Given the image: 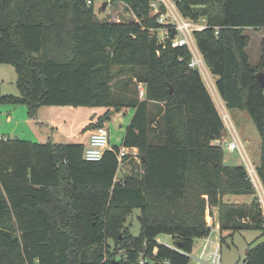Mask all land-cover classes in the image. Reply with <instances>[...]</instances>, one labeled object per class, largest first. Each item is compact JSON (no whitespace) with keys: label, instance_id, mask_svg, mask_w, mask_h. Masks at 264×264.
Here are the masks:
<instances>
[{"label":"trees","instance_id":"1","mask_svg":"<svg viewBox=\"0 0 264 264\" xmlns=\"http://www.w3.org/2000/svg\"><path fill=\"white\" fill-rule=\"evenodd\" d=\"M118 1L133 20H97L85 0H0V64L14 67L19 91L0 102L23 104L29 116L42 105L105 106L84 130L134 109L120 144L97 161L83 158L81 142L0 137V264H139L142 257L188 264L186 253L210 232L213 207L220 232L264 236L246 169L225 165L222 146L211 142L224 122L201 74L187 65L189 50L170 45L171 27L158 41L153 0ZM175 2L183 17L206 18L193 38L225 107L247 111L260 135L256 171L264 187V85L255 76L264 69V37L251 64L244 32L264 29V0ZM120 146L137 148L141 173L116 179ZM246 194L249 203L224 199ZM134 208L137 236L125 225ZM242 264H264V239L247 248Z\"/></svg>","mask_w":264,"mask_h":264},{"label":"rangeland","instance_id":"2","mask_svg":"<svg viewBox=\"0 0 264 264\" xmlns=\"http://www.w3.org/2000/svg\"><path fill=\"white\" fill-rule=\"evenodd\" d=\"M106 1L107 4L103 8L102 3ZM94 12L97 20H133L135 17L131 10L127 6L118 0H94ZM169 19V18H168ZM206 18L201 17L198 22L206 23ZM249 36V43L246 46V52L248 53L250 63L257 64L260 57L261 39L264 37V29H253L246 28L244 31ZM202 79L215 102V105L220 114L223 110L228 115L233 127L235 128L237 134L241 138L245 153L248 159L256 166L259 162L260 155V135L250 118L247 111L239 109H228L225 107L223 101L220 99L216 89H215V76L211 74L208 68L199 69ZM16 73L14 67L11 64L3 63L0 64V96L2 95H17L18 88L16 87ZM117 80V78L115 79ZM115 82V81H114ZM140 86V85H138ZM140 89V87H139ZM139 96L140 92H139ZM15 105L10 103L0 102V137L8 136L13 137L18 135L16 132H22L23 137L30 139H40L45 141L47 138H42L37 134L33 133V128L40 130L42 127L46 128V120L40 118V112L43 110L44 115H51L53 118V124L51 126H56L53 128V140L56 141L61 135L58 141L61 143L75 142L70 139H79L78 137L73 138L74 133H79L84 127H86L90 122L97 121L98 118L106 110L105 106L102 105H45L44 107H39L33 116L27 114V108L24 105H17L16 108H21L23 110L10 112L9 109L13 108ZM15 116V118H13ZM38 119V120H37ZM129 120V112L118 113L112 115L106 119L104 124L108 128V137L110 144L119 145L121 138L124 133L125 125ZM45 123V124H44ZM226 129V128H225ZM50 131L49 128L42 129ZM16 131V132H15ZM45 132V131H43ZM225 141L230 140L231 136L228 131H225ZM38 137V138H35ZM38 140V141H40ZM223 151V163L227 166H244V160L237 150H228L225 143H222ZM132 154L129 153L128 156ZM138 161L136 163L138 164ZM121 169V168H120ZM228 197L227 199H225ZM252 195H226L224 199L229 202H247L249 203ZM212 209V220H217V208ZM140 210L134 208L131 213L127 216L125 225L131 235L137 236L140 230V223L138 220V215ZM221 235L222 239L219 238ZM159 241L172 245V238L166 234L158 235ZM210 239L213 242H218L220 244V255L221 264H242L245 256V252L248 247L254 245L256 242L264 239L261 236V231L258 229H247L239 230L232 233L229 229L222 230L213 229L210 234ZM203 240L196 239L193 251H198L199 245ZM108 244L112 246V240H108ZM121 254V252H118ZM148 264H170L168 261H163L162 263H155L153 260L149 259ZM190 264H194L191 259ZM34 264H39L37 261Z\"/></svg>","mask_w":264,"mask_h":264},{"label":"built area","instance_id":"3","mask_svg":"<svg viewBox=\"0 0 264 264\" xmlns=\"http://www.w3.org/2000/svg\"><path fill=\"white\" fill-rule=\"evenodd\" d=\"M85 3L86 5H93L94 0H85ZM161 4L164 7L163 11L160 9ZM150 6L155 13H158L157 20L162 24V27L157 30L158 41L164 44L169 35V28H173L175 33L170 38V45L172 47H187L191 54L187 64L188 67L198 71L199 69L204 68V66L206 68V65L193 38V31L206 27V23H201L198 22L199 20L194 21L183 17L176 8L175 0H153L150 2ZM217 32L218 31L215 30V33ZM139 87L140 95H142L143 88L141 85ZM220 115L226 129L224 128L223 135L216 140L215 144L222 146V143L224 142L228 150H237L240 153L245 163L244 168L246 169L249 179L253 184L258 201L260 203L261 212L264 217V187L262 186V183L258 177L256 166H254V164L248 159L245 153L244 144L233 127L226 112L223 110V113ZM226 130L231 136L230 140L228 141H225L227 136L225 135ZM108 135V128L104 124L93 128L89 133L88 142L84 146L83 158L88 161H97L101 159L104 151L111 148ZM127 153V147H119V150L117 151L119 163L121 162L122 157ZM206 221L210 226L209 234L201 238L203 242L199 245L198 251H192L186 254L189 256L190 260L192 259L194 261V264H221L220 244L218 242H213L210 239L212 230L219 229L218 221H213L211 215L206 217ZM147 260V258L142 257L139 259V264H144L147 262Z\"/></svg>","mask_w":264,"mask_h":264},{"label":"crops","instance_id":"4","mask_svg":"<svg viewBox=\"0 0 264 264\" xmlns=\"http://www.w3.org/2000/svg\"><path fill=\"white\" fill-rule=\"evenodd\" d=\"M14 105L15 106L13 108L9 109L10 112H16V111L23 110L21 108H16V107H18L17 105H19V104H14ZM21 105H23V104H21ZM44 106L45 105H42L40 107H44ZM127 111L129 112V120L127 122V124H128L129 121H130V119H131V117H132V115H133V112H134V109L132 107H123L119 111H113L110 114V117L112 115H115V114H118V113H121V112L122 113H126ZM39 116H40V118L46 120V124L45 123L44 124H45L46 128H49L50 129V131H48V130L47 131L46 130H43L45 132L40 131L42 129H46L44 127H42V129H40V130H37V129L33 128L32 129L33 130V133L34 134H37L38 136H41L42 138H47L45 141L50 140L52 142H59V143H61V141H58V139L61 138L60 137L61 135H59V137H58V139L56 141H54L52 139L53 138V128L56 127V126H54V127L51 126V124L54 125L53 124V122H54L53 121V118L54 117L52 118L51 115H46L45 116L44 113H43V110L40 112V115ZM13 118H15V116H13ZM92 122L95 123V121H92ZM103 123L105 124L106 123V120H104ZM127 124L125 125V127L127 126ZM56 128L58 129V127H56ZM84 129H85V127L79 133H74L73 134V136H74L73 138L78 137L79 139H70V140H74L75 142H81V143H83L85 145L88 142L89 133L93 129V127H90V128H88L86 130H84ZM124 131H125V128H124ZM16 133L18 134V136H19L20 139H26V140H30L32 142H45V141H42L40 139H33V138L30 139V138H27V137H23L22 136V132H19V131L16 132ZM6 137H8V136H5V135L3 136V138H6ZM35 138H38V137H35ZM38 140H40V141H38ZM216 140L217 139H214L211 142L212 143H216ZM110 145L112 146L113 144H110ZM127 150H128V153L126 154L127 155V158L125 160H121V162L119 163L118 170H117V173L115 175L116 179H122L125 175L130 174V173H133V171H136V172H139V173H141V171H142V168H141V165L139 164V162H138V164L136 163V161H138V159H139V155H138L137 148L136 147H127ZM129 153H131L132 155L131 156H128ZM227 198L228 197H226V199ZM214 209H216V207H213V211L215 212ZM157 239L159 240L158 236H157Z\"/></svg>","mask_w":264,"mask_h":264},{"label":"water","instance_id":"5","mask_svg":"<svg viewBox=\"0 0 264 264\" xmlns=\"http://www.w3.org/2000/svg\"><path fill=\"white\" fill-rule=\"evenodd\" d=\"M107 2L104 1L102 3V7L104 8L106 6ZM255 76H256V79L257 81L259 82L260 85H264V69H261V70H258L256 73H255ZM14 139H18L19 136L18 135H14L13 136Z\"/></svg>","mask_w":264,"mask_h":264}]
</instances>
